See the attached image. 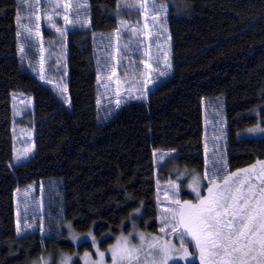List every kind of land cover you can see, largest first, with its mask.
<instances>
[{
	"label": "trees",
	"instance_id": "trees-1",
	"mask_svg": "<svg viewBox=\"0 0 264 264\" xmlns=\"http://www.w3.org/2000/svg\"><path fill=\"white\" fill-rule=\"evenodd\" d=\"M86 2L90 25L68 30L65 5L42 0L40 81L31 71L28 55L33 54L18 49L20 6L17 0H0V109L9 106L13 92L34 95L56 115L58 126L55 137L0 169V264H33L41 258L59 264L62 255L76 249L71 235L91 232L109 243L130 218L139 219L131 166L139 141H147L154 152L155 183H174L179 198L188 197L183 185L193 175L201 177L204 165L203 99L222 97L231 170L264 159V137L239 135L256 122L247 112L264 103V0H156L168 9L173 66L146 94L140 73L141 1ZM133 3L137 7L126 6ZM110 31L119 34L123 90L118 109L99 120L93 41ZM30 183L42 193L41 225L18 234L13 192ZM171 228L162 226L155 233L173 235L196 254L190 239L182 242L178 234H167ZM89 245L85 240L77 247L81 251Z\"/></svg>",
	"mask_w": 264,
	"mask_h": 264
},
{
	"label": "rangeland",
	"instance_id": "rangeland-1",
	"mask_svg": "<svg viewBox=\"0 0 264 264\" xmlns=\"http://www.w3.org/2000/svg\"><path fill=\"white\" fill-rule=\"evenodd\" d=\"M145 7H140L141 11V29L139 33L143 38L142 52L144 63L142 64L143 74L142 91L146 94L153 90L158 83L166 78L172 68L171 63V43L168 32L167 6L156 2V0H140ZM59 3L69 5L65 14L72 23L65 24L68 30L73 28L88 27L90 15L87 11L88 2L86 0H58ZM20 8L16 16V27L18 33V49L25 55V50L33 54L31 71L35 73L41 81L43 67V48H42V0L36 3V0H17ZM162 6V7H161ZM155 17V19H153ZM119 34L117 31L99 33L95 36L93 46L95 47V57L99 68L97 76V98L98 119L106 120L116 111L120 105L121 79L118 76V51ZM167 54V62L165 58ZM163 73V75L161 74ZM37 97L19 92L12 93V99L9 106L0 109V169L2 167H11L12 163L22 161L28 156L39 143L46 139L55 137L58 126L56 125V115L48 112L38 103ZM119 102V103H118ZM202 119H203V169L202 176H192L191 180L183 185V189L189 193V196L179 198V190L174 183H155V166H153L154 152L148 142L134 143L131 152V166L133 167L134 181L133 191L136 198L134 210L138 209L139 219L130 218L127 221L129 225L116 233L115 239L109 243L103 242L92 235L91 232H85L82 236L71 235L75 244V251L70 254L62 255L59 264H62L66 257L70 259L67 264H113L111 249L117 245H125L122 237L128 238L129 247L139 248L136 254L137 259L132 264H162V256L158 253L150 255L152 250L150 244L159 241L161 245L168 243L172 246L169 255L172 257L168 264H187L196 260L200 264V252L195 249L196 254L185 250L184 245L177 243L174 236L167 237L165 234L158 235L155 232L164 226L170 228L168 235L172 234L175 222L171 220L169 209L177 208L176 204H184L186 201L192 204H198L202 197L208 196V188L211 186L210 180L223 186L224 178L238 173V170L249 169L255 165L256 169L251 173L252 184L259 185L260 181L255 179L258 175L261 165L258 163L264 159L257 160L254 163L247 164L244 167L231 170L227 160V125L224 116V103L222 97H209L202 100ZM257 117L255 124L246 127L239 132L244 137H264V132H249L251 128L264 129V103L254 107L247 112ZM7 152V154L5 153ZM239 179H245V173H238ZM235 186H239L238 182ZM245 191L247 187L245 186ZM178 192V194H177ZM14 216L15 226L20 229L18 234H24L28 231H34L41 225V190L35 183L18 187L14 190ZM257 198L261 195L259 191L255 193ZM169 202V203H168ZM159 212L163 215L158 216ZM141 216V218H140ZM168 220H164L163 217ZM162 223V224H160ZM31 225V227H28ZM148 226V227H147ZM183 231V229H180ZM131 234V235H130ZM145 237L141 241L140 236ZM77 236V237H76ZM92 237H95V244ZM192 240L190 236H185ZM89 241V247L78 250L77 245L83 241ZM180 249H177V248ZM258 248V246H257ZM247 251V249H245ZM185 252L189 253L185 257ZM100 253H104L103 256ZM87 254V255H86ZM258 252H252L247 258V264H258ZM48 259H39L33 264H49ZM127 264V262H126Z\"/></svg>",
	"mask_w": 264,
	"mask_h": 264
},
{
	"label": "snow or ice",
	"instance_id": "snow-or-ice-1",
	"mask_svg": "<svg viewBox=\"0 0 264 264\" xmlns=\"http://www.w3.org/2000/svg\"><path fill=\"white\" fill-rule=\"evenodd\" d=\"M36 3H39V0H36ZM126 6L137 7L135 3ZM68 7L66 4L65 8ZM139 7H145L147 10L144 3ZM64 20L65 24L72 23L67 16ZM165 58L167 62V54ZM248 131L264 132V129L256 127ZM258 163L261 168L255 179L260 181L259 185H253L251 182V173L256 169L253 165L249 169L238 170V173L246 174L245 179L241 180L238 173H233L224 178L223 186L210 180L208 196L202 197L198 204L188 201L179 204L177 201L178 207L168 210L171 212V220L175 222L172 233L178 234L182 242L185 236H190L195 241V247L200 252V264H247V258L254 251L258 252V256L254 257L258 264H264V161ZM237 182L239 186H235ZM257 191L261 194L259 198L255 195ZM167 226L166 222L165 227ZM92 239L95 244V237ZM121 239L125 241V245L121 246L118 241L111 249L113 264H132L140 249L127 246V237ZM140 239L144 241L145 237L141 235ZM150 249V255L154 252L162 256V264H168L172 259L169 255L172 246L168 243L161 245L157 240L150 244ZM100 255L103 256L104 253ZM188 256L189 253L185 252V257ZM69 259L66 257L62 264H67Z\"/></svg>",
	"mask_w": 264,
	"mask_h": 264
}]
</instances>
